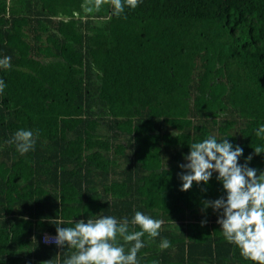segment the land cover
Listing matches in <instances>:
<instances>
[{
  "label": "trees",
  "instance_id": "obj_1",
  "mask_svg": "<svg viewBox=\"0 0 264 264\" xmlns=\"http://www.w3.org/2000/svg\"><path fill=\"white\" fill-rule=\"evenodd\" d=\"M84 2L0 0V264H63L74 250L42 231L136 211L163 221L138 264H252L203 209L226 195L218 174L187 191L177 174L208 136L239 164L264 146V0H139L119 17ZM20 128L37 134L24 155L6 143Z\"/></svg>",
  "mask_w": 264,
  "mask_h": 264
},
{
  "label": "clouds",
  "instance_id": "obj_2",
  "mask_svg": "<svg viewBox=\"0 0 264 264\" xmlns=\"http://www.w3.org/2000/svg\"><path fill=\"white\" fill-rule=\"evenodd\" d=\"M106 3H110L112 14L119 17L125 7L135 9L139 0H85L82 8L85 13L91 14L99 12ZM10 66L11 57L0 59V68ZM5 87V82L0 80V93ZM36 135L31 129L20 128L6 143L15 145L16 151L24 155L34 149ZM255 136L264 139V125L255 130ZM261 153H264V146L257 145L253 154L239 164L238 158L243 154L241 147L234 146L226 138L218 140L215 136H208L190 144L184 157L187 163L179 165L184 171L177 174L182 181L181 191L189 190L193 182L207 184L214 172L218 174L216 179L226 195L203 201V209L210 207L218 213L216 223L223 238L235 245L240 255L252 264H264V171L258 175L257 169L249 167L248 162L253 155ZM162 224V220L140 211L134 213L131 221L127 217L118 220L115 216L101 215L86 222L76 221L71 227L57 226L56 233L42 231L40 240L42 233L56 234L55 237L45 236V243L51 242L60 248L68 246L74 250L63 264H138L137 254L145 246L142 237L147 235L149 240L158 237ZM204 224L206 221H201V225ZM130 225L138 226L140 230H130ZM125 245L130 247L126 250ZM171 246L167 238L161 240L162 249Z\"/></svg>",
  "mask_w": 264,
  "mask_h": 264
},
{
  "label": "built area",
  "instance_id": "obj_3",
  "mask_svg": "<svg viewBox=\"0 0 264 264\" xmlns=\"http://www.w3.org/2000/svg\"><path fill=\"white\" fill-rule=\"evenodd\" d=\"M55 235L56 234H52V233H42L41 234V241L45 243V241H44L45 236H47V237H55ZM48 243H51V242H48Z\"/></svg>",
  "mask_w": 264,
  "mask_h": 264
},
{
  "label": "rangeland",
  "instance_id": "obj_4",
  "mask_svg": "<svg viewBox=\"0 0 264 264\" xmlns=\"http://www.w3.org/2000/svg\"><path fill=\"white\" fill-rule=\"evenodd\" d=\"M73 16H74V18H75V17H77L78 19H83L82 15H81V16H79V14H78V13H77V14H76V13H74V14H73Z\"/></svg>",
  "mask_w": 264,
  "mask_h": 264
}]
</instances>
